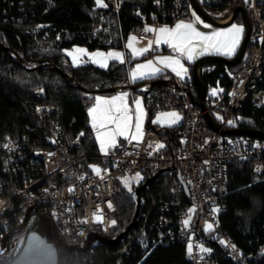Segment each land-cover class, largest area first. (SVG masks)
<instances>
[{
    "label": "built area",
    "instance_id": "built-area-1",
    "mask_svg": "<svg viewBox=\"0 0 264 264\" xmlns=\"http://www.w3.org/2000/svg\"><path fill=\"white\" fill-rule=\"evenodd\" d=\"M92 1L100 19L92 25L88 43L116 48H124L133 35L138 40L154 42L155 34L145 33V27L160 28L182 19L188 14V6L193 5L191 0H173L172 6L168 7L167 0H152L154 13L149 15L134 9L132 16L138 24L125 32L120 15L127 6H136V0H105L106 8L98 7L95 0ZM198 1L204 8L228 14L225 20L233 15V11L227 12L229 9L241 5L251 20L252 32L241 61L242 70L238 74L224 72L220 75L221 80L231 84L218 81L207 88L205 107L202 108L194 96L196 85L192 78L181 79L167 74L163 84H152L149 80L142 82L136 91L141 92L149 111L156 114L181 112L182 120L175 132L178 149L173 151L164 147L157 151L150 148L149 145L164 143L158 132L146 129L142 141H127L121 137L122 144L113 154L95 156L75 154L84 145L85 135L68 137L59 119V107L44 100L43 89L35 90L34 110L47 147L30 149L28 133L9 138L0 146L4 154V172L20 179L19 184L13 179H0V247L4 236L21 222L30 205H35L57 222L61 238L69 245L83 242L92 231L113 237L116 224L112 225L111 221L117 223L119 180L142 173L145 181L155 172L167 169L148 191H143L145 204L140 224L121 242L115 255L129 254L131 247L140 243L146 247L168 246L175 242L188 246L191 243L193 251L191 254L187 251V258L192 264H219L213 247L218 243L241 264H252L222 229L220 217L226 210L231 167L253 161L255 174L264 173V139L223 135L212 130L205 115L210 114L223 130L252 128L243 126L244 123L257 125L253 116L244 114V108L249 101L256 108H264V0ZM221 7L224 8L220 10ZM44 26L37 25L35 32H40ZM160 50V46L156 49L154 45L149 55ZM26 66L32 68L37 64ZM131 84L135 83H125ZM213 89L223 91L214 96ZM89 158H98L101 162L86 164ZM89 166L100 167L101 175L97 176ZM70 188L74 191L70 192ZM193 207L197 210L191 214L190 225L185 226L183 221L189 218V209ZM213 208L220 211L213 213ZM97 216L102 217L100 222L96 220ZM207 223L214 225L213 231L206 230ZM222 240L226 243L222 244ZM231 245H235V251ZM200 246L210 251L202 252ZM98 247L93 246L85 255L70 253L74 254L76 264H87L93 261ZM63 253L64 249H60V263L62 259V264H70L72 259L61 258ZM122 263L120 258L117 264ZM0 264H7L2 255Z\"/></svg>",
    "mask_w": 264,
    "mask_h": 264
},
{
    "label": "trees",
    "instance_id": "trees-1",
    "mask_svg": "<svg viewBox=\"0 0 264 264\" xmlns=\"http://www.w3.org/2000/svg\"><path fill=\"white\" fill-rule=\"evenodd\" d=\"M167 1L168 7H171L173 0ZM134 9H140L149 15L155 11L152 0H136V6H127L120 15L125 32L138 24L132 16ZM192 10L197 12L193 5L188 6V14L182 19L192 18ZM206 10L212 11L211 8ZM99 19L100 13L92 0H0V146L9 138L28 133L31 137L30 149L34 146L47 147L34 110L37 99L33 92L43 89L44 100L59 107V119L67 136L75 138L81 133L85 135L84 145L75 154H101L88 109L93 106L94 98L102 93L93 90L97 87L109 89L124 85L129 80L128 70L133 62L121 64L112 61L106 69L94 64L74 67L69 65V59L64 55L66 49L75 46H86L93 51L109 48L88 43L91 27ZM237 20L244 23L241 16ZM41 24L45 26L36 33L35 28ZM3 46L14 50L26 64H37L38 67L23 65L15 54ZM48 65H53L54 68ZM227 67L238 74L243 64L235 67L223 63L205 64L201 78L206 87L210 88L218 81L231 84L220 78ZM60 70L73 76L77 85H73ZM191 73L193 74V68ZM192 80L195 82L193 75ZM158 83L163 84L164 81ZM195 85L194 96L200 101V89L196 82ZM262 89L264 90V80ZM132 93L141 95L136 90ZM154 114L149 112L147 129L160 134L165 149L177 150L175 132L179 127L153 124ZM244 114L253 116L257 125L244 123L243 126L264 133V108H256L249 101L245 104ZM91 162L101 160L89 158L85 161L86 164ZM254 165L253 161H248L231 167L226 210L220 217V225L252 264H264V173L255 174ZM3 169L4 154L0 148V179H13L20 183L19 178H12ZM116 198L119 213L116 216L115 234L132 220L136 208L131 194L117 189ZM214 246L219 264H241L220 248V244L214 243ZM118 247L99 246L92 256L93 261L87 264H117L120 258L123 259L122 264H192L187 258V246L179 242L156 247L135 244L129 254L115 255ZM60 256L70 257V264H76L74 254L64 250ZM14 258L9 254L5 260L9 264Z\"/></svg>",
    "mask_w": 264,
    "mask_h": 264
},
{
    "label": "snow or ice",
    "instance_id": "snow-or-ice-1",
    "mask_svg": "<svg viewBox=\"0 0 264 264\" xmlns=\"http://www.w3.org/2000/svg\"><path fill=\"white\" fill-rule=\"evenodd\" d=\"M98 7L106 8L108 5L105 0H95ZM194 20L186 22L179 21L174 27L167 25L160 28L145 27V33H154L156 39L154 42L149 41L147 47H136L138 43L136 36H130L126 48L130 51L131 58L136 59L143 57L145 54L156 49L160 45H167L172 54L167 56H156L154 59H148L144 63L135 64L130 72V77L133 82L137 80H146L162 74L165 70H171L175 75L181 79L188 77V68L185 62H194L198 57L208 54L223 55L231 57L235 55L240 46L244 26L233 23L230 27L225 29L216 30L211 32L201 31L197 25H203L204 28H212V25L205 23L199 16L194 13ZM66 55L71 58L73 65L90 61L101 68H107L112 61L121 64L126 62L124 52L110 50L107 52L96 51L89 53L87 49L77 47L73 50H65ZM87 57V61L84 60ZM42 91V90H41ZM218 91L222 92L223 89H213L212 95H218ZM129 94L127 92H120L111 97L97 96L94 98V104L88 109L91 120V127L96 132V139L99 143L100 150L105 155L109 154L111 149L118 145V139L123 138L127 141L140 142L143 138V125L147 116L146 109L143 106L142 98H135L132 103H129ZM39 111V109H38ZM182 117L177 112H161L157 114L156 118L152 121L154 124L161 126L171 127L177 124ZM229 123H233L229 121ZM83 135V133H81ZM55 142V141H53ZM154 147L157 151L165 147L164 144L159 143L156 145H149ZM93 169L97 176H100L102 169L98 166H89ZM83 179V177H81ZM135 180L142 179L140 173H136ZM125 185L131 192V183L129 178L124 179ZM69 191H74L70 188ZM109 208L111 203L109 202ZM196 208L189 209V218L183 221L185 226L191 223V214L196 212ZM213 213H218L219 208H213ZM96 220L100 222L102 217L97 216ZM112 225L116 224L115 220L111 221ZM207 231H213L214 225L207 223ZM34 241L41 243L39 237H34ZM225 244V241H221ZM191 243L187 246L189 254L193 251ZM235 251V245H231ZM202 252L210 251L200 246Z\"/></svg>",
    "mask_w": 264,
    "mask_h": 264
},
{
    "label": "water",
    "instance_id": "water-1",
    "mask_svg": "<svg viewBox=\"0 0 264 264\" xmlns=\"http://www.w3.org/2000/svg\"><path fill=\"white\" fill-rule=\"evenodd\" d=\"M193 6L200 14V16L209 24L217 26V27H228L233 24L239 16L243 18L245 33L242 40V43L237 51V53L229 58L220 55H207L200 59H198L193 66V78L197 83L201 97H200V105L202 108L205 107L204 100L206 97L207 87L201 78L200 69L208 63H223L230 67L237 66L241 63L244 53L246 52L248 42L252 32V23L251 20L244 9L243 6L238 5L235 6L233 10L232 17L227 21L223 22L219 19L214 18L210 12L204 8L198 0H191ZM225 21V20H224ZM13 54L19 58V61L23 65H27L25 60L20 58L18 54L14 52L9 47L3 46ZM54 68L53 65H48ZM38 67V66H36ZM61 73L73 84L77 85V82L73 76H69L65 71L60 70ZM159 82V81H158ZM157 81H151L152 84L158 83ZM142 83H136L131 85H122L119 87H112L109 89H94L93 91L105 93H114V92H124L127 90H137ZM210 127L212 130L216 132H221L223 135H247L253 136L257 138L264 139V133L257 130H252L249 128H236L231 130H223L221 129L218 122L210 115H205ZM167 169L160 170L155 172L153 175L149 176L143 183L137 185L134 188V191L131 193L133 200L136 202L135 213L132 220L124 227L122 231L117 233L115 236H108L106 234L99 233L97 231H92L89 233L87 238L79 243L74 245L67 244L59 233L58 224L55 220H53L47 213L40 212L39 209L35 205H30L27 207V210L21 220V222L9 230V232L4 236L1 242L0 247V255L4 258L9 256V251L11 247L8 244V239H10L15 234L24 232L27 230V225L29 223L30 218L36 214L37 219L32 227L29 228L28 234L25 242L22 245V249L20 253L9 263V264H60L59 261V250L64 249L68 252H78L80 254H87L93 246H107L109 248H117L122 241L127 239L130 232L136 229L140 224L141 211L145 204V200L142 197L143 191H148L150 186L159 179L162 174H165ZM199 216L195 221V226L198 222ZM34 237H39L41 243L37 244L34 241ZM207 240V239H206ZM209 241V240H207ZM211 242V241H209ZM212 243V242H211ZM223 249V247L221 246Z\"/></svg>",
    "mask_w": 264,
    "mask_h": 264
},
{
    "label": "rangeland",
    "instance_id": "rangeland-1",
    "mask_svg": "<svg viewBox=\"0 0 264 264\" xmlns=\"http://www.w3.org/2000/svg\"><path fill=\"white\" fill-rule=\"evenodd\" d=\"M234 8L235 7H232L231 9H229L227 12L229 13L230 11H233L234 10ZM212 11H210V14L211 15H213V17L215 18V17H217V18H219L220 20H224L227 16H228V14H225V13H223V12H220V11H215V10H213V9H211ZM193 13L196 15V16H199L205 23H207V24H209L208 22H206L195 10H192V12H191V15H192V18H190V19H179V20H177L175 23H173V24H163L162 26H165V25H167V26H169V27H174L175 26V24L176 23H178L179 21H186V22H189V21H192V20H194V15H193ZM235 24H239V25H243L244 26V23H242V21L241 20H237V21H235L234 22ZM211 25V24H210ZM232 25V24H231ZM230 25V26H231ZM161 26V27H162ZM199 28H200V30L201 31H204V32H211L213 29H216V30H220V29H225V28H228V27H230V26H228V27H217V26H214V25H212V28H204L203 27V25H197ZM244 33H245V27H244ZM244 33H243V37H244ZM243 37H242V40H243ZM138 40V39H137ZM242 40H241V43H242ZM148 42L149 41H141V40H138V43L136 44V47H147V45H148ZM128 43V40H127V42H126V44ZM241 43H240V45H241ZM77 47H80V48H84V49H87L88 50V52L89 53H91V52H96V51H104V52H107V51H110V50H116V51H120V52H124L125 53V56H126V62H125V64H130L131 62H133V65H132V67L130 68V70H128V73H129V79L131 80V77H130V72H131V70L134 68V66H135V64H137V63H144V62H146V60H148V59H154L156 56H161L160 54H163L162 56H167V55H171L172 54V52H171V50L167 47V45H160V47H161V50L159 51V52H161L160 54H158V53H156L155 55H153V56H150L149 55V53H147V54H145L143 57H139L137 60L136 59H132L131 58V54H130V51L126 48V46L124 47V48H116V47H109L108 49H97V50H90L88 47H86V46H75V47H73V48H71V49H66V50H73V49H75V48H77ZM240 47V46H239ZM167 49V50H166ZM239 49V48H238ZM238 49H237V51H238ZM168 50L170 51L169 53H168ZM237 51H236V53H237ZM164 53H167L166 55H164ZM235 53V54H236ZM64 55L65 56H67L66 55V51H64ZM208 55H210V54H208ZM145 56H149V57H145ZM204 56H207V55H203V56H200V57H198L194 62H185V66L188 68V70H189V72H188V77L187 78H192V73H191V71H192V68H193V65L195 64V62L198 60V59H200V58H202V57H204ZM220 56H222V55H220ZM234 56V55H233ZM68 57V59H69V64H72L73 65V63H72V61H71V58L69 57V56H67ZM224 57H226V56H224ZM87 57H84V60L85 61H87ZM111 63V62H110ZM110 63H109V65H110ZM84 64H93V63H91L90 61H88V62H84V63H80V64H78V65H73V66H79V65H84ZM94 65H96V64H94ZM98 66V65H97ZM235 67V66H234ZM106 69V68H105ZM225 72L226 73H234L232 70H230L228 67L226 68V70H225ZM164 75L167 77V74L169 75L170 74V76H176L175 75V73H173V72H171V70H165L164 72ZM163 73L161 74V75H163ZM163 75V76H164ZM177 77V76H176ZM187 78H185V79H187ZM146 80H148V79H146ZM146 80H137L136 82H138V83H142V82H144V81H146ZM132 81V80H131ZM149 81H154V80H149ZM156 81V80H155ZM128 82V81H127ZM126 83V82H125ZM124 83V84H125ZM129 94V100H130V104L132 103V101L135 99V98H141V96L138 94H133L132 96L130 95V93H128ZM98 96H103V97H110V95H107V94H99ZM143 102V101H142ZM143 106H144V108L146 109V112H147V116H146V119H145V122H144V125H143V136H144V134H145V131H146V129H147V126H146V124H147V121H148V117H149V109L146 107V105L144 104V102H143ZM177 113H179L180 114V116H181V112H177ZM159 114V113H158ZM156 116H157V114L155 113L154 114V116H153V120L156 118ZM182 117V116H181ZM182 120V119H181ZM181 120L177 123V124H180V122H181ZM154 124V123H153ZM177 124H175V125H177ZM159 125V124H158ZM161 126V125H160ZM174 126V125H173ZM163 127H167V126H163ZM120 140H121V138H119L118 139V144H119V142H120ZM98 145H99V143H98ZM120 145V144H119ZM99 150H100V146H99ZM115 152V148L114 149H111L110 151H109V154H113ZM100 153L101 154H103L102 152H101V150H100ZM135 175H136V173L135 174H133V175H128V176H126V177H123V178H121L120 180H119V182H118V184H117V186H118V190L120 191V192H127V193H129V194H131L133 191H134V188L137 186V185H139V184H141L143 181H144V179H145V175L144 174H142V173H140V175H141V177H142V179H140V180H135L134 179V177H135ZM125 178H129L130 179V183H131V188H132V191L130 192L129 190H128V186L127 185H125V183H124V179ZM36 217V214H34L33 216H32V218H31V221H30V223L33 221V219ZM25 238V237H24ZM25 240H26V238L24 239V242H25Z\"/></svg>",
    "mask_w": 264,
    "mask_h": 264
},
{
    "label": "flooded vegetation",
    "instance_id": "flooded-vegetation-1",
    "mask_svg": "<svg viewBox=\"0 0 264 264\" xmlns=\"http://www.w3.org/2000/svg\"><path fill=\"white\" fill-rule=\"evenodd\" d=\"M31 218H30L29 223L27 225V230L26 231L18 233V234H15L10 239H8V244L10 246H13V247H11V249L9 251L10 257H16L20 253V251L22 249V245L24 243V239L27 237L28 230H29L30 227L33 226V224L35 223V221L37 219V217H35L36 219L34 218L33 221L30 223Z\"/></svg>",
    "mask_w": 264,
    "mask_h": 264
},
{
    "label": "crops",
    "instance_id": "crops-1",
    "mask_svg": "<svg viewBox=\"0 0 264 264\" xmlns=\"http://www.w3.org/2000/svg\"><path fill=\"white\" fill-rule=\"evenodd\" d=\"M142 41H145V40H142ZM146 41H150V40H146ZM127 42V41H126ZM126 46V45H125ZM167 50V49H166ZM170 51L168 50V53H169ZM158 54H160L161 52H157ZM167 53H164V55H166ZM161 56L163 55V54H160ZM210 55H213V54H210ZM131 56V55H130ZM223 56V55H222ZM145 57H149V56H145ZM226 57H228V56H226ZM231 57H233V56H231ZM231 57H229V58H231ZM138 58H136V60H137ZM69 65H72V64H69ZM80 66V65H79ZM74 67H77V66H74ZM163 75H164V73H163ZM161 75V74H159V75H157L156 77H154V78H151V79H148V80H156L157 82L159 81H165L166 80V76L164 75ZM128 82H130V83H138V82H133V81H131L130 79L128 80ZM127 93H130V95L132 96L133 95V93L132 92H127ZM118 94V92H116L115 94H113V95H110V97L111 96H114V95H117ZM98 96V95H97ZM96 96V97H97ZM129 97V96H128ZM129 99V98H128ZM129 103H130V100H129ZM181 123V122H180ZM177 125H179V124H177ZM177 125H174V126H177ZM146 126H147V124H146ZM172 127V126H171ZM95 134H96V132H95ZM98 142V141H97ZM119 144L121 145L122 144V139L120 140V142H119ZM117 145V147L115 148V150L120 146V145ZM100 155H105L104 153L103 154H100ZM108 155V154H107Z\"/></svg>",
    "mask_w": 264,
    "mask_h": 264
},
{
    "label": "bare ground",
    "instance_id": "bare-ground-1",
    "mask_svg": "<svg viewBox=\"0 0 264 264\" xmlns=\"http://www.w3.org/2000/svg\"><path fill=\"white\" fill-rule=\"evenodd\" d=\"M228 20H225V21H223V22H227ZM32 64V63H31ZM3 180H4V178H3ZM221 248V247H220ZM214 249H215V246H214ZM221 250V249H220ZM246 256V255H245Z\"/></svg>",
    "mask_w": 264,
    "mask_h": 264
}]
</instances>
